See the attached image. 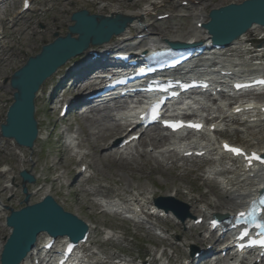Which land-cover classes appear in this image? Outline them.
Here are the masks:
<instances>
[{"label":"bare ground","instance_id":"6f19581e","mask_svg":"<svg viewBox=\"0 0 264 264\" xmlns=\"http://www.w3.org/2000/svg\"><path fill=\"white\" fill-rule=\"evenodd\" d=\"M91 1L96 5L98 4L97 0ZM182 1L184 0H176V3H180ZM153 2L149 3L148 6H144L140 11L137 12H122L119 7L108 6L110 13L125 14L132 17L133 21L126 28L124 33L113 37L107 44H104L102 47H100V52H106L112 50L114 47L127 44L130 36L135 37L137 35L149 32L150 26L152 24L147 23L145 17L150 15L151 7L158 5L154 4L157 2ZM1 3H5V0H0V4ZM206 7L207 5L206 3H204L201 4V7L195 9L194 15L196 18L193 24L194 28L192 30L190 29L187 34L174 36L172 34L166 35L157 33L155 35L150 34V36H155L154 38L158 39V43L160 44H167L171 42L197 43L209 41L208 38H204V31L197 28L198 23H200L201 21H205ZM4 19L5 18H2L1 21H5ZM70 25L71 23L69 20L65 22H56L53 26V29H56V27L58 26L67 28ZM255 30L256 29H253L254 32H256ZM187 35L188 38H186ZM47 39L51 41L52 35H49ZM246 41V38L243 37L227 49H211L209 51V55L205 59H200L195 62L197 71L200 73H205L207 80L214 83L212 88H221L228 90L226 78L216 76L214 74L215 72L230 71L235 75H244L247 72V70L244 68V63L246 61H240L234 59L233 57H230V55H226L231 51H235L242 56L243 54L246 55L245 50L249 49L246 46ZM0 46L2 49L6 47L2 40H0ZM212 62L215 64L211 65ZM71 63L72 61H70L64 68L68 67V65H70ZM258 65V69L263 70L264 66L260 64ZM62 69H59L55 75L58 76V74L62 72ZM207 72L210 73L207 74ZM79 84V82L77 84L74 83L73 86L70 87L69 92L71 94V97L65 100V104H67L68 106H72L79 100V98L74 97L75 95L81 94V92L92 88L91 85H86L84 87V90L82 86L79 87ZM67 86V83L63 82L61 84V87L63 88H67ZM213 90H211V93ZM39 92L40 93L38 94V97H40L43 93L42 91ZM56 98L58 99V97ZM208 99V97H205L204 99H197V101H195L194 103L197 104L202 111L212 110V113L217 114L213 117L214 121H216L215 123H213V125L215 126L217 131L221 127L222 123L239 122V119L235 117L236 115H230L228 111H225V108L227 107L225 102L216 104L217 99L215 98L212 104L216 105V108L214 109L213 107H211V105H209ZM251 104L253 105V110L251 112L242 114V116L248 114L251 115L241 121V124L243 126L239 128L237 132H239L244 138L253 136L252 138H250V150H256L257 152L264 154V134L260 133L261 131H264V119L259 118L258 105L253 102ZM87 113L90 115L98 114L100 116L99 118L102 120H92V124L95 125V130L96 126L100 125L102 127L101 131H91L89 135H85L84 133H82V130L80 128L72 131L71 134L76 137V144L77 148L79 149L76 155H74L71 149L65 146L64 143L62 144V142L59 141L60 144L57 145V148L60 149L63 147L65 149V153L62 152L59 162L53 163V167L56 170V178L51 182L47 181V179L43 181L44 184H49L51 187H45L44 185H42V183H40L39 185H34V189H31V196L37 197V202H39L45 196H52L54 199H56L61 207L66 206L67 208H69L70 205L67 204L66 199H61V194L59 191H56V193L52 194L53 187L57 183L60 185V187H62L63 178L68 175V171L65 169V167L69 163V161H72L73 163H79L89 159L86 168L89 171L93 170V172L95 173L94 176L90 174L89 177L92 178H89L87 180L85 175L86 172L81 173V171H79L78 176L71 182L69 186H72L74 183H84L85 185L89 186V188L80 191V195L85 197L84 202L88 203L94 208L101 209V212H105L106 210L100 204L99 198L107 199L109 201L105 205V208L110 210L114 216H116L117 218H122L123 212L128 211L131 216V219L129 221L132 222L134 227L138 229L144 228L146 229L147 235L154 236L155 234H157L155 233L156 226L150 222V220L153 219V214L147 212L149 204L147 203L148 200H146V195H152L154 193L153 191H151V187H154V185L151 184L154 183L148 178V176H146V178L147 182L150 183V187L149 185H139L135 188L133 183L134 181L138 182L140 177L142 178L144 177V175H146L145 173H143V160L152 162L153 166L152 168H150V171L152 169H155L161 176H164V174L168 171H175L177 169H181L183 171H192L194 168H199L201 165L209 163V166L205 170L201 171L202 173L196 175L195 177L196 179L201 181L202 185H204V187L206 188V194L200 197H195L190 194V191L186 186H179L173 188L168 196L176 197L177 193L181 191L184 195V199L186 200L187 205L189 206V211L193 216V219H203V222L199 226L194 225V220L192 219L187 221L186 225L189 226L188 230L183 231L180 236L196 238V243H194L195 245H201L206 241L211 242L212 248H214V251H216L217 247L219 248V244H221V237H216L214 232H207L209 228V221L213 219V215L228 216L230 214H233L235 211L245 207L247 202L254 198L257 192L262 187H264V167H252L251 169L246 170L244 169L242 164H238V162H234L228 159L220 152L219 146L214 139V133L208 135L202 141L194 140L188 144L194 146V148L184 150L183 152H187L188 150L207 151V153L197 163H191L189 162V160H183V158H180L179 153L181 152L179 150H176L173 145L164 144L165 141H168V139L165 135L161 134L159 129L155 126L152 127L148 132H146L141 138L144 140L143 145L141 144V142H139V144L137 143V145L135 146L127 145L119 149L118 147L113 146L114 144L111 145V141L119 138L123 140L126 139L128 135L132 134L129 133L125 135L127 133L128 126L117 123L112 116L106 113H100L97 110H89V112L87 111ZM198 115L202 116V112H199ZM79 117L87 118L88 116L87 114H81ZM100 122H102V124H100ZM103 122H105V124H103ZM70 127L72 126L69 125L67 128L69 129ZM134 129H137V126H135ZM63 131H65V129H61L58 132V135H62ZM6 142L13 144V142L11 141ZM150 147L155 150L149 151L148 148ZM17 148L20 150H25L23 148ZM80 152L81 155L78 156ZM106 162L110 163V165L113 164L114 167H116L115 172L110 171L112 166H110L109 168V166L106 165L107 167H105ZM19 167L20 170L24 169L23 161L20 163ZM127 167H132V169L127 170ZM99 169L104 170V172L109 175L108 180L110 181V183L107 181V179L103 178L100 181V184H92L91 179L96 176V173ZM62 170L63 172H60ZM0 172L4 173L3 175H10V171L4 168L1 169ZM136 172L139 173V176L135 175ZM31 174L35 177L36 180L39 179L37 176H35L33 171H31ZM12 179L13 177L8 178V183H10ZM113 187H116V189H113ZM156 188L160 190V188ZM6 189H8V186L4 188V190ZM135 190L136 192L133 194ZM128 196H130V198ZM88 197H93L94 199L91 198L89 201L86 199ZM29 203L36 202L31 199ZM2 205L3 204L0 202V210L2 208ZM80 211L81 205L77 206L76 208V212ZM73 215H75L79 220L82 219L78 213H74ZM83 221L87 223L89 233L86 243L79 247L84 255V260H82L81 263L93 264L92 261L95 259V264H98V262L100 261L95 258V256L98 257V255L91 252L90 246H95V243L93 242V235H100V231L96 229L95 224L90 220L88 216H86ZM196 229L204 230V232H207V235L199 234V232L195 231ZM194 232H197L198 235H195ZM163 233L165 234L166 232L164 231ZM228 233L229 232L227 230L226 234ZM45 236L48 237V235L44 233L38 235L36 247L30 251L26 258L20 262V264L33 263L34 254L40 250V240ZM223 236L226 237L227 235ZM60 239L62 238H59L58 240ZM162 239L163 241H165V239L169 241V239L165 237H162ZM167 241H165V243H168ZM108 242L118 244L120 240L119 238L112 237L106 241V243ZM3 243L4 242L0 240V251ZM182 247L186 249L187 245H182ZM203 252H206V250H204ZM219 252L221 253V250H219ZM55 253L56 250L54 249L53 254ZM114 259L117 258H115V255L113 254L107 256L103 262L101 261V263L114 264L111 262ZM217 259L219 260L220 258ZM158 261H161V259L158 260L156 257H152V259L147 263L158 264ZM169 261H171L172 263L175 262L173 258L169 259ZM206 261L208 260L205 259V262ZM227 261L228 264H245L241 261L233 259L232 257L227 259ZM119 263L134 264L135 260L119 259Z\"/></svg>","mask_w":264,"mask_h":264},{"label":"rangeland","instance_id":"374dc122","mask_svg":"<svg viewBox=\"0 0 264 264\" xmlns=\"http://www.w3.org/2000/svg\"><path fill=\"white\" fill-rule=\"evenodd\" d=\"M32 11L24 14L21 18L16 19L14 23L8 22L9 20H13L15 16L19 13L21 9L22 0H7L6 3L0 9V19L3 16H6V20L3 24L0 21V27L4 25L3 33L5 36V41L7 43V50L0 51V79L4 80L8 78L13 71L18 69L23 65L26 59L29 56H33L39 53L41 46L45 43L50 42L48 40V36L57 32L60 36H64L66 33V28L56 27L53 29L54 24L57 22H65L69 20V16L71 13L78 11L80 9H86L91 13L100 14V15H108L110 14L108 6L119 7L121 11H140L144 6H147L150 1H154L161 5L160 7H153L151 9V14L154 11L157 13L161 12H169L173 14L174 17L169 18L166 21H160L154 24L153 33H161V34H172L174 36H179L181 34H187L189 30L193 29L194 10H189L184 7L178 6L174 1L170 2V0H97L98 4L92 3L91 0H31ZM202 1V0H201ZM224 0H205L207 7L206 12L212 8L217 7L223 3ZM233 1V0H228ZM238 1V0H234ZM176 14H180L177 16ZM151 15L145 17L147 23L152 21ZM8 20V21H7ZM2 28V27H1ZM260 37V33H249L247 35V42L251 44H247V47L250 48L253 42H256L257 38ZM188 38V35L186 36ZM232 55L236 54L239 56V53L235 51L230 52ZM242 57V56H240ZM48 86L45 87V89ZM7 100H9V95L7 91H3L0 89V121L2 120V115L4 113V104H6ZM260 102H264V97L258 99ZM2 101V103H1ZM59 106L56 105V99L52 102H46L43 99H39L36 101V120L40 121V134L41 138L47 135L50 130L55 126L57 122H60L58 118ZM86 115V114H84ZM212 116V115H211ZM98 120L99 116L88 115L87 118L75 117L74 119H70L69 123L79 124L82 130V133L85 135H89L92 131H101L102 127L96 126L92 124V120ZM210 118V115H208ZM102 120V119H101ZM100 121V119H99ZM98 121V122H99ZM102 124V122H100ZM105 124V122H103ZM108 124V123H106ZM240 126L237 124L230 125L224 132H220L216 134L215 139H225L233 144L241 145L247 149L250 148V138L253 136H248L244 138L240 133L236 132V130ZM221 128H224L221 126ZM264 134V131L260 132ZM100 134V133H99ZM56 137L53 135L48 141L42 142L39 141L37 147L32 151H24L18 150L13 144L3 143L0 145V166L5 165L11 171V176L13 179L10 183L11 188L7 190H3L5 183L7 182L6 178L0 176V202L3 205L10 206L11 208L18 210L22 207L21 203L23 200V196L20 192V179L18 177V173L20 171V163L24 162V167L26 171H33L35 175L39 178L36 184L42 183L45 179L47 181H52V177L56 175V170L53 167L54 162H59L61 159L62 152L65 153L64 148H57ZM144 140L142 141L143 145ZM166 143V142H165ZM19 154V156L17 155ZM185 162V161H183ZM187 162V161H186ZM150 164V165H149ZM76 164L72 161L66 165L65 169L68 171L69 175L73 174V167ZM106 165L112 166L110 171L115 172L116 167L113 164L106 162ZM143 173L144 177H140L139 181H134L135 188L139 185L150 187V183L147 182L146 176L154 184L160 188L153 187L151 190L156 192V196H165L170 193L173 188L179 186H186L191 195L195 197L203 196L206 192L205 188L201 186V181L196 179V175L202 173L201 171L205 170L208 164H203L199 168H194L192 171H183L181 169H177L175 171H168L161 176L157 170H151L153 164L152 162H147L143 160ZM132 167H127V170H131ZM135 170V169H134ZM62 172V171H61ZM136 176H139V173L136 172ZM65 176V177H66ZM72 178V177H70ZM105 178L108 180L109 175L104 172V170L99 169L96 174V180H92V184L101 183L100 181ZM64 185L67 184V179L63 182ZM43 185V184H42ZM49 187L50 185H45V187ZM85 185H74L71 188H67L66 186L59 187L56 184L53 187V193L56 191H60L61 195L66 198L67 203H69V208L63 207V210L74 214L78 213L81 220L85 219L88 216L96 226H98V230L100 231V235H94L93 242H95V246L91 247V251L95 252L101 261H104L106 256L116 254L119 255L123 260L130 259H141V262H136L135 264H148L147 262L152 259V257L157 256V252L160 251L162 247L171 243L176 247L175 255H178L179 258L182 259L186 263V258L188 256L184 254V249L179 247V243H184L188 247L195 246L196 238H189L188 236L182 237L180 234L188 230V226H178L170 220H158L154 222L158 228L161 230H167L168 232V243L162 242L158 243L152 236L145 235L144 232H139L137 228L129 226L125 222H122L113 217H106L103 215H98L96 208H93L88 203L84 202L85 197L80 195V191L85 189ZM116 189V187H113ZM30 189V187H28ZM152 195H149V201H151ZM33 200L37 199V197H32ZM88 199V198H87ZM177 199L182 203H186L184 199V195L182 192H178ZM81 205V211L76 212L77 206ZM4 211L0 210V240L2 241L5 237L9 235L8 230L4 227ZM104 225H110L111 227H116L113 231L114 237H120V242L118 244H112L111 242L105 243V240L111 236L109 232L103 227ZM200 232L201 230H195ZM197 232H194L195 235H198ZM124 238H122V236ZM205 243L201 245H196L198 248H202L204 246L210 245ZM155 247H158L157 249ZM167 254L170 256L172 254L169 253V249ZM179 260V259H178ZM163 263V262H162ZM161 264V263H159Z\"/></svg>","mask_w":264,"mask_h":264},{"label":"water","instance_id":"95a60500","mask_svg":"<svg viewBox=\"0 0 264 264\" xmlns=\"http://www.w3.org/2000/svg\"><path fill=\"white\" fill-rule=\"evenodd\" d=\"M208 17L210 21L203 27L212 36V42L227 46L253 25L264 26V0H246L238 5L231 4L213 9ZM71 20L75 24L69 27V33L65 37H58L54 43L44 46L40 54L29 58L26 64L11 76L10 87L15 90L14 102L9 107L5 124L0 126V130L2 136L14 138L20 146L31 149L37 136L34 98L44 80L71 57L82 53L90 45L107 43L113 35L121 34L132 22V18L122 15L105 17L89 15L86 11L74 13ZM73 34H78L79 37L74 39ZM20 176L24 183H34L28 173L21 172ZM23 193L26 195L24 203L27 204L29 195L25 186ZM165 202L170 203L164 206L166 210H179V207L175 206L178 203L173 204L172 199H166ZM8 210L11 215L7 218V226L13 231L3 247L2 264H18L41 232H47L53 237L67 235L71 240H75L79 239L86 229L84 223L63 212L50 197L39 205H27L18 212L9 208Z\"/></svg>","mask_w":264,"mask_h":264},{"label":"snow or ice","instance_id":"6c2138e0","mask_svg":"<svg viewBox=\"0 0 264 264\" xmlns=\"http://www.w3.org/2000/svg\"><path fill=\"white\" fill-rule=\"evenodd\" d=\"M169 127H173V128H176V127H180L181 125H168ZM189 127H196V128H199L200 126L199 125H189ZM226 150L228 151H231L233 154H242L240 153V151L238 149H231V148H228V146H225ZM254 159H258V157H253Z\"/></svg>","mask_w":264,"mask_h":264}]
</instances>
